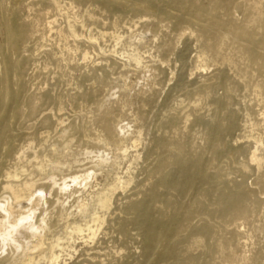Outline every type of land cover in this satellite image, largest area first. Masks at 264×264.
I'll list each match as a JSON object with an SVG mask.
<instances>
[{"label":"rangeland","instance_id":"rangeland-1","mask_svg":"<svg viewBox=\"0 0 264 264\" xmlns=\"http://www.w3.org/2000/svg\"><path fill=\"white\" fill-rule=\"evenodd\" d=\"M118 1L125 2L127 6L114 5L109 8L100 0L81 2L83 9L90 5L89 8L94 12L90 26L104 27L110 33L117 30L126 38L115 52L109 53L108 49L113 48L114 38L107 36L105 41L100 42L101 47L105 46L106 52L94 55L87 66L81 64L72 79L59 75L51 82V92L63 96V122L58 125L54 123L48 110L51 107L55 109L56 102L47 99L43 103L40 101L34 110L27 104L25 110L12 119V149L4 157L0 167V218L5 216L9 208H12L8 215L9 222L28 218L25 213L30 204L15 203L2 186L8 180L5 173L13 168L16 152L24 149L27 157L32 159L28 168H35L33 151L38 150V155L41 156L44 147H48L41 138L42 130L50 132L48 142L59 143L61 147L72 139V148L80 145L83 149L87 146V134L94 138L97 130L104 129L111 138L114 126L122 120L123 123L133 124L135 131L141 130L144 144L135 181L126 194L134 192L135 197L132 199L140 201L148 198L151 189L155 188L157 195L150 204L158 210L153 209L150 219H174L176 229L172 238L177 240L176 255L172 258L160 257V247L156 246L148 258L144 257L138 228L129 221L124 227L127 234L118 233L117 240L111 243L99 240L89 246L77 238L72 262L85 264L87 261L78 259L88 260V254L95 255L101 247L116 245L118 249H123L120 252L122 258L111 260L108 264H222L215 247V241L221 239L230 244L224 249V254H228L231 248L236 254L246 251L253 255L250 264H264V176L261 171L257 172L251 167H241V163L248 161L247 148L244 146L237 149L243 143H234L233 140L245 129L247 133L251 119L264 123L260 115L264 111L259 105L261 96L254 91L256 82H263L264 72L242 55L235 37L237 33L232 28L233 24L252 27L259 24L250 7L254 0H227L225 3H221V0H155L154 4L144 0ZM4 2L19 6L25 3L23 0ZM147 6L156 10H148ZM197 6L201 7L200 13L193 11ZM210 17L220 25L200 29L199 25H206L207 18ZM229 17L234 18V22H230ZM132 20H137L138 25L128 28ZM113 21H116L115 26ZM134 29V32H141L146 36L145 42L139 45L143 55L141 66L128 61L121 54L128 49L127 44L132 39L130 30ZM225 29L228 36L223 39V43H218L220 48L212 40L203 41L206 37L217 38ZM189 30H193L191 37L188 35ZM196 35H200L198 43L194 40ZM2 42L3 30L0 28V43ZM197 51L201 53L200 58L196 57ZM96 52L100 53L97 45ZM224 55L235 58L236 68L228 71L227 79H208L216 67L225 69V65H221ZM203 59L208 65L207 71L197 68L198 64L205 62ZM124 77L130 78L128 86L121 82ZM37 81L40 79L34 80ZM177 81L179 85L176 84ZM203 82L213 84L205 88L202 86ZM260 90L264 93V86ZM224 91L228 92L224 102L225 110L232 111L228 114L229 117L225 111L218 112L217 120L226 123V118L230 120V126L229 129H221L223 133L216 146V143L212 145L207 141L209 133L214 131L210 124L215 106L212 98ZM78 93L84 96H75ZM261 106H264V101ZM246 111L250 113L249 117H246ZM186 114L189 116L185 124ZM46 115H49V120L43 122ZM172 115H177L178 119L172 118ZM262 126L261 128L264 127ZM63 132H67L65 141H62ZM31 137H34V143L28 147ZM132 140L133 136L127 138L128 146ZM89 146L92 147L91 144ZM92 148L107 151L104 145ZM196 158L202 160L207 176L197 180L192 187L179 188L159 183L160 176H175L181 163H190ZM126 164L127 162L124 166ZM70 176L71 173L65 171L64 177ZM257 176L259 184L254 182ZM41 177L39 173L36 176ZM43 181L40 179L38 183ZM222 181L227 183L223 184ZM235 186L252 189L245 196V204L248 206L245 218H240L234 208L219 201L222 195H228ZM36 190L44 191V188L39 184ZM79 195L80 190L72 189L56 203L53 193L49 196L47 194L48 202L38 205L32 220L24 222L25 229L15 237L16 241L10 242L1 252L0 264H16L33 243L35 229L41 218L47 220L51 231L60 229L67 213L76 208ZM116 205L123 216H129L130 219L135 217L124 199H117ZM203 223L213 227V230L201 235L203 243L191 249V258L184 247L201 234L197 227ZM236 230L240 231L239 235L235 234ZM51 231H45L47 237H50ZM225 263L231 264L232 261Z\"/></svg>","mask_w":264,"mask_h":264},{"label":"bare ground","instance_id":"bare-ground-1","mask_svg":"<svg viewBox=\"0 0 264 264\" xmlns=\"http://www.w3.org/2000/svg\"><path fill=\"white\" fill-rule=\"evenodd\" d=\"M23 1L25 3L19 6L0 0V28L3 30V42L0 43V167L4 157L9 155L12 149L10 142L13 137L12 119L22 113L27 104H30L31 110H34L40 101L43 103L47 99L56 102V108L51 107L48 110L54 123L56 125L62 123L63 96L51 92L49 88L52 85L51 82H54L59 75L72 79L74 72L79 69L81 64L87 66L94 55L98 56L106 52L105 46L101 47L100 42L105 41L107 36L114 38V45L111 50L108 49L109 53L115 52L117 46L124 43L126 38L117 30L110 33L104 27L90 26V20L94 19V12L89 8L90 5L84 9L81 7L83 0ZM100 1L109 8L114 5L127 6L125 2L118 0ZM144 1L155 3V0ZM225 1L227 0H221V3H225ZM250 7L259 24L255 27L246 24L241 26L233 24L232 28L235 30L234 33H237L235 37L239 42L238 46L242 55L253 64L258 65L259 69L264 72V0H254ZM147 9L156 10L151 6H147ZM193 11L200 13L201 7H194ZM234 20L229 17L230 22H234ZM131 22L128 28L138 25L137 20ZM113 24L115 26L116 21H113ZM217 25H220L218 21H213L210 17L207 18L206 25H199V27L203 29L205 26ZM259 28H261L260 31ZM135 29L130 30L132 39L127 44L128 49L121 54L128 61H133L137 66H141L143 55L139 45L145 42L146 36L141 32H134ZM188 35L191 37L193 30H189ZM227 36L225 29L217 38L206 37L203 41L212 40L214 45H218L220 41L223 43V39ZM198 37L196 35L194 38L196 43L199 42L200 37ZM96 45L100 53H95ZM196 57H201L200 51L196 52ZM202 61L205 62L198 64L197 68L207 71L206 60ZM221 65H225V69L216 67L208 79H227L228 71H234L236 68V60L230 55H224L221 58ZM36 79H40V81L34 82ZM121 82L124 86H128L130 78H121ZM176 84L179 85V81ZM212 84L213 82L207 84L203 82L202 86L208 88ZM263 86L264 80L256 82L254 89L255 93L261 96L259 105L262 109H264V106H261L264 101L262 98L264 93L260 88ZM227 93L224 91L212 98L215 106L210 124L214 131L207 137L208 143L212 145L219 140V136L223 133L221 129H229L230 126V120L228 121L226 118H224L226 123L217 120L218 112L225 111L229 117L228 114L232 111L225 110L224 102L228 97ZM75 96L82 98L84 95L78 93ZM245 115L249 117L250 113L246 111ZM260 115L264 122L263 110ZM188 116L186 114L185 124L188 121ZM171 117L178 119L177 115ZM48 120L49 115L44 116L43 122ZM118 123L117 126H114L111 138L108 137L110 134L106 133L104 129L97 130L94 138L87 134V146L83 149L80 145L72 148V139L66 141L61 147L59 143L48 142L50 132L42 130L41 138L44 139L48 147L47 149L44 147L41 156L38 155V150L33 151L35 168H28L32 164V159L27 157L24 149L16 152L13 158L15 160L13 168L5 173L8 180L2 187L15 203H29L30 207L26 209L25 214L28 217L26 220L9 222L8 215L12 208H9L5 216L0 218V254L10 242L16 241L15 237L25 229V223L32 220L38 205L48 202L47 194L49 196L53 193L54 202L59 203L60 199L70 190L77 189L80 190L78 204H76V208L74 207L75 209L67 213L62 227L53 232L47 220L41 218L35 229L36 236L33 243L16 264H75L72 259L76 252L75 241L77 238L82 239V242L89 246L99 240L111 243L117 240L118 233L127 234L124 227L129 221H132L138 228V235L141 236V252L144 257L148 258L155 251L156 246L160 247L158 251L160 257L172 258L176 255L177 240L172 238L173 231L176 229L174 219L170 218L169 221L160 218L150 219L153 209L158 210L157 207L154 208L150 204V201L157 195L155 188L151 189L148 198L140 201L132 199L135 195L134 192L126 194L135 181V173L139 160L142 158L144 144L140 129L135 131L133 124L123 123L122 120ZM262 125L264 126V123L261 124L260 121L251 119L247 133L245 129L233 140L234 143H243L237 149L244 146L247 148L248 161L241 163V167L244 169L251 167L257 172L261 171V175L264 176V127ZM61 136L62 141H65L67 132H63ZM130 136H133V140L128 146L126 140ZM242 139L245 141H240ZM33 143L34 137H31L28 147H31ZM89 144L92 147L104 145L107 151L93 149ZM125 162H127L126 166H124ZM67 170L71 173L70 177H64ZM38 173L42 175L41 178H36ZM204 176H207V173L203 170L202 160L196 158L190 163H181L175 176L170 174L160 176L159 183L163 186L179 188L192 187L197 180ZM258 178L259 176L254 178V182L257 184L260 183ZM40 179L45 182L38 183ZM225 182L221 183L225 184ZM39 184L44 188V191L36 190ZM251 191L252 189L247 186H235L228 195H222L219 201L225 206L234 208L240 218H245L248 208L245 204V196ZM118 195L121 197L118 198ZM117 199H124L129 209L135 213L133 219L118 212ZM262 202L264 203V198ZM197 228L201 234L195 236L184 247V251L189 253L191 258H193L190 254L191 249L201 246L203 243L201 235L213 230V227L207 223H203ZM45 231H51L50 237H47ZM234 232L236 235L240 234L239 230ZM113 233L115 234L113 235ZM115 246L105 245L97 250L95 255L88 254V260L85 258L78 260L87 261L85 264H108L111 260L117 261L122 258L120 252L123 249H118ZM227 246L229 247L230 244L221 239L215 241V247L221 256L222 264L228 260L233 264H250L253 260L252 254L246 253V251L236 254L233 248L228 254H224L223 251Z\"/></svg>","mask_w":264,"mask_h":264}]
</instances>
